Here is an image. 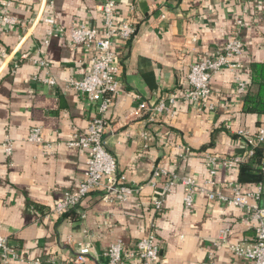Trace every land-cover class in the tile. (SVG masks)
Here are the masks:
<instances>
[{
  "label": "crops",
  "instance_id": "crops-1",
  "mask_svg": "<svg viewBox=\"0 0 264 264\" xmlns=\"http://www.w3.org/2000/svg\"><path fill=\"white\" fill-rule=\"evenodd\" d=\"M11 1L7 13L19 23L0 20V235L17 255L9 264L35 258L44 264H51L50 258L53 264H103L111 243L121 240L132 246L151 231L161 246L160 264H252L229 248L253 239L247 213L207 194L216 190L230 196L228 184L237 181V168L218 167L214 186L206 180L208 156L243 155L247 143L236 130L254 133L264 120V113L244 110L245 94L238 95L232 83L235 74L249 80L252 62L264 63V0H118V12L136 31L126 42L117 41L120 81L104 115V139L118 173L140 189L124 202H105L92 192L63 215L52 208L65 191L77 189L86 169L85 153L66 143L84 133L96 114L67 79L87 72L93 50L56 30L49 35L53 28L44 18L53 17L54 26L66 30L82 21L100 27V0ZM235 35L243 42L233 57L239 67H223L212 75L215 109L199 110L181 99L190 65L213 56ZM24 53L28 58H21ZM36 58H44L47 67ZM46 75L56 83H44ZM172 93L177 100L170 111L150 112ZM31 127L41 129L43 142L26 141ZM157 167L167 175L153 185L149 180ZM172 174L195 181L192 206L184 204L190 186L178 182L169 193L164 191ZM156 199L162 200L160 211L154 209ZM223 228L228 235L219 240ZM85 243L91 246L88 258L76 262Z\"/></svg>",
  "mask_w": 264,
  "mask_h": 264
},
{
  "label": "built area",
  "instance_id": "built-area-1",
  "mask_svg": "<svg viewBox=\"0 0 264 264\" xmlns=\"http://www.w3.org/2000/svg\"><path fill=\"white\" fill-rule=\"evenodd\" d=\"M11 3V0L0 1V20L9 25L19 23L16 17L7 13ZM50 4L52 5V1ZM96 9L102 20L100 27L82 21L66 30L62 27H55L53 17L46 16L44 18V22L53 28L48 33L49 35L51 31L56 30L60 34H67L73 44L93 50L87 72L79 78L67 79L71 88L83 94L95 106L96 114L89 121L86 131L81 134L75 133L66 143L68 146L80 148L85 153L86 169L77 189L65 191L62 198L54 204L52 211L56 215L68 213L92 192H98L101 200L105 202H124L140 189L137 186L129 185L126 176L118 173L116 160L106 148L104 139L106 132L104 115L113 102L120 81L116 53L117 41L126 42L129 40L134 35L136 28L127 17L118 12V0H100ZM162 16L164 17V15ZM236 22L239 27L243 25L241 18ZM44 41L46 44L48 43L47 39ZM242 47V40L236 35L231 36L226 40L222 49L213 56L193 62L187 73L188 87L180 95V98L193 102L199 110H214L215 102L211 99L212 75L223 67L233 70L239 67V64L233 61V57L240 54ZM1 53L4 55V52ZM21 58H28V55L24 53ZM34 62L45 67L48 65L44 58H36ZM16 66L17 63L14 64V67ZM42 81L49 85L56 83L55 78L51 75L44 76ZM232 83L238 95L245 94L250 85L248 79L242 78L238 74L234 75ZM176 100V94H169L166 100H160L149 110L152 114L170 111ZM235 133L246 141L247 149L241 156H208L210 167L206 183L210 186L215 184L214 177L218 167L230 170L237 168L241 160L253 154L255 148L264 142V120L261 121L254 133L243 129H237ZM26 141L43 142L44 136L41 129L31 127ZM4 148L5 152L10 155L12 145L8 138L4 142ZM262 163L264 164V161ZM163 175H167L166 170L162 167L155 168L149 180L150 184L154 185L156 178ZM178 182L190 186L184 197V204L187 207L192 206L194 203L193 186L195 185L192 178H177L175 174H172L163 185L164 191L169 193ZM228 185L232 190L230 196L216 190H207V194L210 198H218L229 205L244 209L249 221L248 226L254 231L251 241L236 242L230 244L229 248L234 254L247 258L252 264H264V205L260 204L262 186L256 184L254 190H244L237 181L229 182ZM205 190L204 187H200V191ZM161 208L162 200L156 199L154 209L160 211ZM228 231L227 228H223L218 239H226ZM90 250L91 246L88 243L81 244L75 261L79 263L86 261ZM104 257L103 264H127L133 259L139 260L140 264H160L161 246L156 241L154 232L151 231L139 238L132 246H127L121 240L114 241L105 251ZM15 258H17L15 249L11 247L5 236L0 235V264H9V261ZM48 261L51 264L54 263L53 258ZM24 264L44 263L40 258H35L25 261Z\"/></svg>",
  "mask_w": 264,
  "mask_h": 264
},
{
  "label": "trees",
  "instance_id": "trees-1",
  "mask_svg": "<svg viewBox=\"0 0 264 264\" xmlns=\"http://www.w3.org/2000/svg\"><path fill=\"white\" fill-rule=\"evenodd\" d=\"M249 87L244 95V110L264 113V63L250 64ZM254 86L255 90L249 88ZM264 142L255 148L253 154L241 160L237 166V181L242 185L261 184L260 204L264 205Z\"/></svg>",
  "mask_w": 264,
  "mask_h": 264
}]
</instances>
